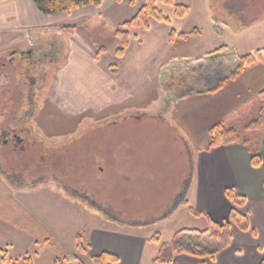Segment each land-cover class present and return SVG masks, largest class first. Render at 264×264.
I'll return each mask as SVG.
<instances>
[{"label": "rangeland", "instance_id": "1", "mask_svg": "<svg viewBox=\"0 0 264 264\" xmlns=\"http://www.w3.org/2000/svg\"><path fill=\"white\" fill-rule=\"evenodd\" d=\"M142 1L122 0L120 3L109 0L94 9L97 14L95 18L91 16L88 29L96 47L106 49L98 65V68L103 66L101 70L105 64L112 70L120 68L114 54L119 39L113 35L119 24L111 18L102 24L104 15L108 16L120 3L126 8L120 18H130L127 16H131ZM157 8L166 16L171 12V8L160 2ZM188 8L182 23L172 24L177 33L187 35L184 39L175 38L169 49L162 53L158 64L153 66L154 73L153 68L148 72L156 83L150 80L124 106H103V113L98 117L83 111L75 121L54 113L49 121L39 115L33 127L29 124V116H14L18 124L27 127L24 137L37 146L12 153L0 145V221L13 230L25 229L31 234L35 244L29 257L37 251L76 264L72 259V254H77L76 236L81 235L88 245L92 215L98 216L94 217L97 221L110 222L114 227L138 229V224L130 223L145 222L151 227H145L143 235L159 234V244L146 242L138 264H152L159 245L169 243L179 230L207 228L206 217L192 216L181 204L188 200L196 153L191 145H187L188 137L178 127L177 116H185L189 106L200 107L196 94L233 72L238 64L237 56L264 47V0H192ZM247 38L253 39L254 45L246 47ZM223 45L226 47L224 53L208 54ZM195 66H202V71H192ZM45 73L44 81L47 82L52 71L46 68ZM36 81L37 78L33 83ZM234 86H226L215 98H205L210 103L208 108L230 103L235 97ZM19 89L21 96L19 93L14 97L12 89L3 98V102H8V113L11 105L12 109L14 107L9 101L11 95L13 101H22L21 106L28 107L26 99L31 85ZM158 91L160 111L153 108V96ZM257 103L258 97L251 95L247 101L225 112L219 123L226 128L243 130L254 117ZM136 104L139 107H135ZM69 121H72L70 126L75 123L77 126L65 137L55 139V136L43 135L46 139H42L38 135L50 134L44 128L51 126L59 131ZM9 123L12 121L0 118V125ZM193 125L198 130L193 140L201 149L209 138L199 122L194 121ZM197 191L198 182L189 204L198 211L196 207H202L203 203ZM214 245L213 240L205 239V247L212 249ZM239 258L242 264H256L258 260L253 253L244 251ZM79 260L91 264L88 255L79 256Z\"/></svg>", "mask_w": 264, "mask_h": 264}, {"label": "crops", "instance_id": "2", "mask_svg": "<svg viewBox=\"0 0 264 264\" xmlns=\"http://www.w3.org/2000/svg\"><path fill=\"white\" fill-rule=\"evenodd\" d=\"M173 1L187 7L192 4V0ZM158 2L160 1L157 0L156 7ZM120 3L116 4L108 16L104 15L106 18L101 21L102 24L107 21V18L113 19L117 24L129 19L120 18L123 9H126L122 5L120 6ZM164 6L171 8L165 4ZM94 9H96L95 6H86L70 12L46 16L38 11L33 0H0V115H2L1 111L8 113V110L5 111L7 108H4V104L8 102H3V98L12 92L14 87L17 90L15 94L17 96L18 91L21 90L19 88H24L26 85H31L35 92L41 87L44 88L35 100L38 105L35 114L37 117L43 115V118L48 121L53 113L63 116L62 118L68 116V120L75 121V119H79V113L83 111L86 115L98 117L103 113V106L105 108L124 106L128 99L136 97V93L141 92L145 85L150 83V80H154V77L152 79L149 77L148 72L153 68L152 72L154 73V67L156 62L158 64L161 59L162 53L169 49L175 38H181L174 36L173 41H169L170 31H177L172 27V24L182 23L187 16L177 19L173 17L171 8V12L169 14L167 12L169 23L150 19L148 29L131 30L128 46L123 55L118 57L120 68L111 72L110 66L107 67V64L104 65L103 70H101L103 66L98 68L99 61L106 52L97 54L98 48L88 29L91 16L95 18L97 14ZM137 9L127 17H132ZM80 19L81 22L78 23L77 21ZM70 26L74 27L72 31L64 30L65 27ZM154 28L156 29L154 30ZM26 34L33 39L32 46L28 45ZM253 42V39L247 38L246 47L254 45ZM30 54H43L48 57L46 62L41 65L40 71L45 73L46 68L52 71L49 81L38 79L35 83L29 84L27 77L32 76L33 69H27L30 64L26 56ZM202 68V66L200 68L195 66L192 71L197 69L202 71ZM206 72L209 73V69H206ZM115 79L116 81H114ZM241 80H244V83ZM156 81L155 79L153 82L156 83ZM230 84L235 85L232 89L235 97L231 98L230 103H222L218 108H208L210 103L205 98H215L214 96L221 94L225 90L224 88ZM263 88L264 61L247 67L240 76L228 82L216 93H205L204 91L208 88L198 92L196 95L199 96L200 107L194 109L189 106L187 114L177 116V121L175 120L178 127L185 132V137H188L187 145H191L196 153L188 200L181 202L182 206L186 208L190 206L195 183L198 182L197 194L203 203L202 207H196L198 212L206 213L215 222H222L227 218L232 207L224 195V190L233 187L237 195L245 198V203L239 207V210L246 214L249 221L247 231L239 230L234 225L230 226L231 244L218 252L212 260L177 254L174 256L176 264H242L239 258L242 251L256 255L258 258L256 264H259L264 256L262 251L264 247V136L258 143V155L261 162L259 167L251 165L252 154L248 147L240 142L208 147V139L200 149L193 140L197 130L194 128V121L200 123L204 128V133L206 132V138H209V128L219 123L225 112L247 101L251 95L258 97L259 91ZM160 100L161 96L158 91L153 96V101H155L153 108L158 111L161 109ZM9 101L11 103L19 102L15 117L30 114L32 106H30L29 97L26 99L28 107L25 108L21 106L22 101H13L12 95ZM136 102L139 104V100ZM203 102L207 104L203 105ZM137 104L134 106L139 107ZM143 104L144 102H141V105ZM257 109L258 103L254 115ZM157 114L160 115V113ZM0 118L4 119L3 116ZM72 121L60 127L59 131L53 126L46 127L44 129L47 133H51H39L38 135L42 139H46L47 135L55 136V139L59 136L65 137L77 126L75 122L73 126H70ZM211 184L213 185L211 186ZM215 185H219L216 187V193ZM86 216L88 218L89 215ZM92 216L98 217L97 215ZM94 217L90 219L93 226L89 235L87 255L91 257L107 252L115 255L118 261L106 264H138L142 259L146 242H153L150 240L152 236L142 234L145 227L151 226H146L145 222H132L130 224H138L139 228L114 227L110 222L103 223ZM133 230L138 232H133ZM34 244L35 241L27 230L16 231L0 221V264H10L3 262V253L10 259L16 260L14 264H23L21 259L30 253ZM30 258L32 264H53L56 256L52 254L47 257L36 251Z\"/></svg>", "mask_w": 264, "mask_h": 264}, {"label": "trees", "instance_id": "3", "mask_svg": "<svg viewBox=\"0 0 264 264\" xmlns=\"http://www.w3.org/2000/svg\"><path fill=\"white\" fill-rule=\"evenodd\" d=\"M109 0H33L38 11L46 16H50L56 13L61 12H70L74 9L86 7V6H100L103 2ZM120 2L122 0H111ZM162 4L168 5L172 8V15L177 19L184 18L189 8L183 4H177L173 0H159ZM157 0H143L141 5L138 7L135 14L130 17L128 20H125L115 29L113 35L119 39V47L115 49L114 54L116 57H121L128 46L129 32L137 28H149V20L153 19L158 22L169 23L170 19L164 13H162L156 7ZM130 4H132L130 2ZM74 27H65L64 30L72 31ZM191 33V32H190ZM187 34L183 32H175L173 30L169 33V41H173L174 36L184 38ZM226 50V47L220 46L214 51L209 52L208 54H216L217 52H222ZM106 52L105 47H98V55L100 53ZM264 61V47L255 50L252 53L245 55L237 56V66L234 68L228 76L218 78L214 85L206 89L205 93H216L222 89L228 82L236 79L240 76L243 71L254 64L262 63ZM111 72L115 70L109 67ZM46 73L38 72L37 80H44ZM35 75L33 71L32 77ZM31 77V76H29ZM13 79V78H12ZM27 82V81H26ZM33 84V83H30ZM32 89V88H31ZM44 88L41 87L37 92L32 89L30 91L29 98L31 100L30 114L28 115L32 119L36 116L35 111L38 109V105L35 102L38 95L43 92ZM17 90L14 87L13 93L16 94ZM19 92V91H18ZM20 93V92H19ZM14 94V95H15ZM21 95V93H20ZM16 96V95H15ZM14 107L9 113L1 111L4 121L11 122L12 118H15V112L19 106V102H13ZM6 104L5 107L6 108ZM12 108V105H11ZM7 110V109H6ZM11 119V120H10ZM7 125H10L7 124ZM208 147H214L219 145H229L234 143H242L246 145L252 154L250 163L253 167H259L260 157L258 155V143L262 136H264V88L261 89L258 93V109L254 117L248 122L245 128L241 131L235 130L233 128H226L220 123H217L211 126L208 130ZM264 185V181H263ZM224 195L228 201L232 204L231 209L229 210L227 218L222 222H215L210 219L206 213H201L188 207V212L194 217L204 216L207 219V228L204 230H179L174 234L169 243H161L159 245L157 255L152 260L154 264H176L174 261V256L177 254H185L195 258H208L212 260L214 256L227 248L231 244L232 236L230 232V226L234 225L239 230L247 231L249 229V221L246 214L240 212L239 207L245 203V198L239 196L235 193L233 187H228L224 190ZM187 206V203L185 202ZM186 239H183V238ZM195 237V238H194ZM194 241H191L193 240ZM205 239H210L215 242V245L212 249H209L204 246ZM151 241L155 243L160 242V236L158 233H155L151 238ZM75 251L77 254H72L73 261L76 264H83L79 260V256L87 255L88 245L84 244L81 235L76 236V246ZM264 252V247L262 248ZM2 260L4 263L14 264L16 260L7 258L6 254L3 253ZM23 264H32L31 258L27 255L21 259ZM118 261V258L107 252H103L97 256H91V264H106L107 262L115 263ZM65 259H60L56 257L53 261V264H65ZM73 264V263H68ZM259 264H264V256L259 262Z\"/></svg>", "mask_w": 264, "mask_h": 264}, {"label": "flooded vegetation", "instance_id": "4", "mask_svg": "<svg viewBox=\"0 0 264 264\" xmlns=\"http://www.w3.org/2000/svg\"><path fill=\"white\" fill-rule=\"evenodd\" d=\"M28 58V62L30 64V67L33 68V71L35 72V75L32 77H28L27 81L32 83L34 82L35 78H37V74L38 72H40V67L41 65L46 62V60L48 59V57L46 55H27L26 56ZM39 117V116H38ZM37 116H35L33 119L32 117H29V124H31L30 126L33 127L37 118ZM26 122V121H25ZM28 124V125H29ZM27 127H22V125H20V123L18 124L16 122L15 118H12V124L7 125V126H2L0 125V145L4 146L5 149H8L9 151L11 150L12 153L15 152H19L16 151L17 149L20 151H25L27 149H29L30 147H36L37 145L34 142H30L27 137L25 136V131H27V129H25ZM19 129V130H18ZM44 138V137H43ZM57 143V142H56Z\"/></svg>", "mask_w": 264, "mask_h": 264}, {"label": "built area", "instance_id": "5", "mask_svg": "<svg viewBox=\"0 0 264 264\" xmlns=\"http://www.w3.org/2000/svg\"><path fill=\"white\" fill-rule=\"evenodd\" d=\"M26 39H27L28 45H31L32 46L33 43H34L33 39L29 35H27V34H26Z\"/></svg>", "mask_w": 264, "mask_h": 264}]
</instances>
